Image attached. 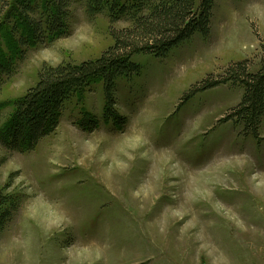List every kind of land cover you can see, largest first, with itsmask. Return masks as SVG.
I'll list each match as a JSON object with an SVG mask.
<instances>
[{"label": "rangeland", "instance_id": "rangeland-1", "mask_svg": "<svg viewBox=\"0 0 264 264\" xmlns=\"http://www.w3.org/2000/svg\"><path fill=\"white\" fill-rule=\"evenodd\" d=\"M214 3L208 36L165 59L139 55L140 77L118 83L123 132L102 122L96 85L35 151L0 143V190L18 207L0 234V264H264V119L258 140L221 124L244 96L232 83L181 104L209 76L242 62L257 73L264 59V0ZM71 12L68 37L25 48L1 77L0 131L45 66L96 60L132 26L91 15L85 0ZM83 111L98 130L77 125Z\"/></svg>", "mask_w": 264, "mask_h": 264}, {"label": "trees", "instance_id": "trees-1", "mask_svg": "<svg viewBox=\"0 0 264 264\" xmlns=\"http://www.w3.org/2000/svg\"><path fill=\"white\" fill-rule=\"evenodd\" d=\"M84 0H0V79L23 58L25 48L51 45L71 34V7ZM91 15L106 12L111 23L129 21L132 26L114 35V45L98 59L80 64L65 62L45 66L36 85L12 103V113L0 131V143L9 151L26 154L59 128L68 105L83 102L96 86H103L102 122L123 132L128 118L117 109L116 90L122 80L140 77L139 55L165 59L170 51L196 34L208 36L214 0H85ZM232 83L244 91L241 102L222 119L235 122L243 132L258 140L264 119V59L257 73H249L246 62L232 64L222 77L209 76L181 101L182 106L196 92ZM181 107V106H180ZM101 120L83 111L77 124L92 133ZM0 190V234L18 207L15 197ZM16 196V195H15Z\"/></svg>", "mask_w": 264, "mask_h": 264}]
</instances>
